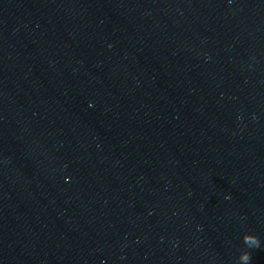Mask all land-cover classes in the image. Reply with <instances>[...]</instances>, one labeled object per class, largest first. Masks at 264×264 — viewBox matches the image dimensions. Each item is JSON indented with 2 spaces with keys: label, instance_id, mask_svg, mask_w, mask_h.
I'll return each instance as SVG.
<instances>
[{
  "label": "water",
  "instance_id": "water-1",
  "mask_svg": "<svg viewBox=\"0 0 264 264\" xmlns=\"http://www.w3.org/2000/svg\"><path fill=\"white\" fill-rule=\"evenodd\" d=\"M0 264H264V0H0Z\"/></svg>",
  "mask_w": 264,
  "mask_h": 264
},
{
  "label": "clouds",
  "instance_id": "clouds-1",
  "mask_svg": "<svg viewBox=\"0 0 264 264\" xmlns=\"http://www.w3.org/2000/svg\"><path fill=\"white\" fill-rule=\"evenodd\" d=\"M245 241L246 242L253 243V244L256 245V247H259V240L256 239V238H254V237H246L245 238ZM249 258H250V256L247 253L243 256V259H245V260H248Z\"/></svg>",
  "mask_w": 264,
  "mask_h": 264
}]
</instances>
